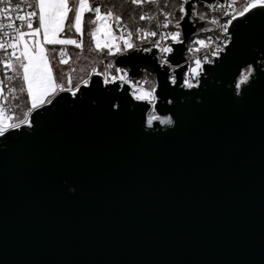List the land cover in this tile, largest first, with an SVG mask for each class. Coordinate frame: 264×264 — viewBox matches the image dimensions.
Returning a JSON list of instances; mask_svg holds the SVG:
<instances>
[{
	"label": "water",
	"instance_id": "obj_1",
	"mask_svg": "<svg viewBox=\"0 0 264 264\" xmlns=\"http://www.w3.org/2000/svg\"><path fill=\"white\" fill-rule=\"evenodd\" d=\"M228 32L197 88L171 85L152 54L115 59L156 78L172 125L148 127L147 102L93 76L0 137V264H264V9ZM173 47L181 65L185 46Z\"/></svg>",
	"mask_w": 264,
	"mask_h": 264
},
{
	"label": "snow or ice",
	"instance_id": "obj_2",
	"mask_svg": "<svg viewBox=\"0 0 264 264\" xmlns=\"http://www.w3.org/2000/svg\"><path fill=\"white\" fill-rule=\"evenodd\" d=\"M199 2L0 0V136L24 126L31 128L34 111L51 104L60 92H69L76 97L82 87L89 88L95 83L93 76L102 77L104 85L122 87L132 84L128 71L116 66L113 60L105 63L106 58L125 55L129 51H142L156 57L161 68L171 70V85L179 83V87L187 89L198 87L204 65L213 63V58L227 47V43L221 46L219 36L200 38L201 33L213 29L197 27L198 21L206 20V13L196 10ZM208 8L229 17L223 24L217 18L207 20V23L217 26L221 36H227L230 42L228 31L233 21L254 10L264 9V0H228L226 6L209 4ZM86 13L91 14L87 21ZM185 24L195 29L190 36L185 31ZM85 35L88 36L87 45ZM69 45L79 51L70 52ZM174 45L185 46L186 52L192 56L191 65L185 68L184 65L171 64L169 57L177 51ZM202 52V56L198 55ZM97 65H103V70ZM177 68H184L179 77L175 74ZM254 71L251 65L242 69L236 89L248 82ZM147 83L145 80L132 84V96L136 101L152 105L147 117L148 127H152L155 121L172 125L171 117L162 118L156 114V86L144 88L143 84Z\"/></svg>",
	"mask_w": 264,
	"mask_h": 264
},
{
	"label": "built area",
	"instance_id": "obj_3",
	"mask_svg": "<svg viewBox=\"0 0 264 264\" xmlns=\"http://www.w3.org/2000/svg\"><path fill=\"white\" fill-rule=\"evenodd\" d=\"M228 3V0H225V2H224V4L223 5H225L226 6V4ZM217 4H219V3H217ZM211 11V10H210ZM212 18H217V19H219V21H220V23L221 24H223V23H225L226 22V20L227 19H229V17H226V16H223L222 15V13L221 12H219V11H211V13H210V19H212ZM209 18H208V20H210ZM35 26V25H34ZM228 35L229 36H231V34H230V32H228ZM206 36H212V37H217V36H219L220 37V41H221V46L223 47V44L224 43H227V45L229 44V41H228V39H227V36H221V34H220V29L217 27V26H215V29H213V31H211V32H203V33H201L200 34V38H204V37H206ZM168 43H171L170 41L168 42ZM146 46H148V45H142V47H146ZM225 50H226V48H224V51L223 52H221V53H224L225 52ZM129 52H133V51H129ZM129 52H127V53H129ZM142 52V51H141ZM143 54H146V53H144V52H142ZM149 54V53H148ZM204 53L202 52V53H200V54H198V55H203ZM158 55V54H157ZM122 56V55H121ZM221 56V54L218 56V57H220ZM117 57H119V56H116V57H108V58H106L105 59V63H107L109 60H113V61H115V59L117 58ZM218 57H216V58H218ZM157 59V58H156ZM188 62V64H187V67L189 66V65H191V62H192V56H191V54H189V53H187V52H185V61H184V63H182L181 65H184V64H186ZM157 63H159V61H158V59H157ZM215 63V61L213 62V63H210V64H214ZM172 64V63H171ZM209 64V65H210ZM159 65H160V63H159ZM173 66H175L174 64H172ZM97 67H98V69L99 70H103V65H97ZM126 71H128V69L127 68H124ZM176 70H178V68L176 69ZM170 69H169V72H168V77H169V74H170ZM143 73H145V72H143ZM176 74V73H175ZM203 75H205V72L203 71ZM129 78L131 79V81H132V84H136V82H134V80L135 79H132L130 76H129ZM101 80H103V78L101 77ZM170 81V80H169ZM132 84H127L128 86H129V94H131V96H132V92H133V87H132ZM199 84H200V79H199ZM103 86L105 87L106 85H104L103 84ZM107 86H109V85H107ZM138 87H139V85H137ZM155 86H156V88H157V81H156V78H155ZM123 87V86H122ZM121 87V88H122ZM195 88H197V87H195ZM187 89V88H186ZM70 94V93H69ZM70 96H72L71 94H70ZM73 97V96H72ZM132 98L134 99V97L132 96ZM135 100V99H134ZM136 101V100H135ZM140 102V101H139ZM150 105V109L148 110V112H147V114H146V118L148 117V114L151 112V110H152V105L151 104H149ZM156 114L157 115H159L158 113H157V111H156ZM162 117V116H161ZM162 118H166V117H162ZM146 121H147V119H146ZM1 137V136H0Z\"/></svg>",
	"mask_w": 264,
	"mask_h": 264
},
{
	"label": "trees",
	"instance_id": "obj_4",
	"mask_svg": "<svg viewBox=\"0 0 264 264\" xmlns=\"http://www.w3.org/2000/svg\"><path fill=\"white\" fill-rule=\"evenodd\" d=\"M196 10L198 12L202 13V14H205L206 13V20H208V17H210L211 11H210V9L205 4L198 3L197 6H196ZM89 15H91V14L90 13L86 14L85 21H87V18H88ZM125 19H127V18L125 17ZM140 23L143 24L144 22H140ZM87 31H88V26H87V23H86L85 24V33H87ZM84 39H85V44L87 45L88 36L85 35ZM68 50L70 52H72V51H77L78 52L79 51L78 49H74V48H68ZM89 60H91V56L89 57ZM151 80H152L151 86H153V85L155 86V78H151ZM23 109H24V102H23V98H22V100H21V110H23ZM19 114L20 113L18 112L17 115H19Z\"/></svg>",
	"mask_w": 264,
	"mask_h": 264
},
{
	"label": "rangeland",
	"instance_id": "obj_5",
	"mask_svg": "<svg viewBox=\"0 0 264 264\" xmlns=\"http://www.w3.org/2000/svg\"><path fill=\"white\" fill-rule=\"evenodd\" d=\"M86 14H88V13H86ZM86 14H85V16H86ZM209 19H210V17H208ZM57 47H60V46H57ZM68 48H74L73 46H71V45H69V46H67ZM63 67H65V68H67V66H63ZM254 75V72H253V74H252V76ZM251 76V77H252ZM154 78V76H151L150 74H148L147 72H145V73H143L137 80H134V82H136L137 83V81H139V82H141V83H143V81H145V80H147L148 81V83L147 84H143V87L144 88H150L151 87V82H152V80H151V78ZM250 77V78H251ZM238 82V78L236 79V82H235V85H236V83ZM238 91H240V89L238 90Z\"/></svg>",
	"mask_w": 264,
	"mask_h": 264
}]
</instances>
